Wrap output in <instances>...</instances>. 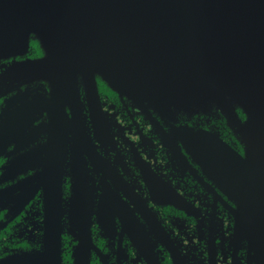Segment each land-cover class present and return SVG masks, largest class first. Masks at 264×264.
<instances>
[{"label":"flooded vegetation","instance_id":"obj_1","mask_svg":"<svg viewBox=\"0 0 264 264\" xmlns=\"http://www.w3.org/2000/svg\"><path fill=\"white\" fill-rule=\"evenodd\" d=\"M21 64L0 59V264H264V223L238 203L247 184L178 140L203 129L244 157L225 116H148L98 84L97 115L80 96L88 140L76 146L51 116L62 101Z\"/></svg>","mask_w":264,"mask_h":264},{"label":"water","instance_id":"obj_2","mask_svg":"<svg viewBox=\"0 0 264 264\" xmlns=\"http://www.w3.org/2000/svg\"><path fill=\"white\" fill-rule=\"evenodd\" d=\"M32 48L40 56L25 59ZM13 57L62 101L51 116L62 134L71 128L76 146L88 140L80 96L97 115L98 84L176 123L183 114L220 112L244 157L203 129L185 127L178 140L193 141L210 172L247 184L239 207L262 228L264 0H0V59ZM70 100L71 123L64 111Z\"/></svg>","mask_w":264,"mask_h":264}]
</instances>
